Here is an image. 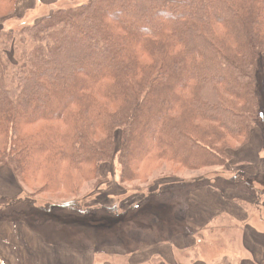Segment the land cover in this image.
Instances as JSON below:
<instances>
[{
  "label": "trees",
  "instance_id": "1",
  "mask_svg": "<svg viewBox=\"0 0 264 264\" xmlns=\"http://www.w3.org/2000/svg\"><path fill=\"white\" fill-rule=\"evenodd\" d=\"M21 1L0 0V168L29 196H73L39 210L124 218L136 204L88 208L77 197L102 165L118 159L121 182L144 185L157 166L223 168L250 144L264 0H84L4 29ZM31 197L7 205L33 212Z\"/></svg>",
  "mask_w": 264,
  "mask_h": 264
},
{
  "label": "rangeland",
  "instance_id": "2",
  "mask_svg": "<svg viewBox=\"0 0 264 264\" xmlns=\"http://www.w3.org/2000/svg\"><path fill=\"white\" fill-rule=\"evenodd\" d=\"M37 4L38 3H36V8L34 10L31 9L35 7V4H25L22 8L25 12L16 11L12 19L4 23V29H16L25 24H31L36 19L40 18L42 14L49 13L48 9L42 11L45 7L41 3L39 5ZM58 6L61 8L74 6V4L64 5L60 3ZM26 7H28V10L25 9ZM1 29L2 28H0V30ZM263 78L264 61L259 74L257 89L260 103V118L258 126L253 131V133H260L264 152ZM247 148L248 145L238 151H232V160L223 168L220 167L208 171L185 172L182 170L178 171L177 168L170 165H164L162 166L163 168L157 166L158 168H154L148 175L149 180L144 185L141 183L124 185L121 182L122 167L118 159L109 164L102 165L100 183L86 184L78 191L79 194L77 193L78 196H76L82 203L86 204L88 208L108 206L115 207L119 211L120 209L124 210L128 207L131 208V205L136 204L137 208L124 218H120V216L114 218L106 213V209L96 210V208L92 212L82 213L80 211H72L64 208L59 209V207H57L52 209L50 214L45 213L38 208H44L48 203H53L54 201L66 202L72 199L73 196L65 195L61 196L62 198L55 196H29L27 194L29 190L25 189L17 178L13 176L12 170L0 168V219H9L11 221L21 219V223L26 222L28 228L36 236H40L42 240L46 238L51 241L50 244H52L58 255H65L69 258V253H75V251H77L82 255L88 254L89 256L90 254H95L97 258V260H95L96 264H128L126 258L118 256L122 254L121 250L123 249L116 248L117 245L120 247L125 246L126 244L123 243H126V240L129 244H134V241L130 240L131 235H134L135 239L139 238L138 236H147L150 238L152 235H155L152 231H158V233L167 232L173 236L177 229L180 231V229L183 228L182 221L184 220H182V218L186 217L190 204L195 206L196 200L201 202L200 199L203 200L204 204L206 203V189L219 194H222V192L226 190L238 189L244 194H247V191H251L253 194L256 193V190L248 189L242 180L247 184L249 183L245 180L246 175L251 174L247 167L253 166L257 160H261V157L264 159V154L254 158L252 157L253 154L242 153ZM233 154H235V156H233ZM243 166L246 167V171L242 170ZM174 175L178 177H173ZM261 177L262 181H264V172L261 174ZM258 192L264 195V189L257 190V193ZM250 194L251 193L248 195ZM31 196L35 197L34 205H36L37 208L32 209L33 212L29 210L30 207L27 203H14L15 201H13L7 205L11 198L17 197L27 200L28 198L31 199ZM146 196H148V198L144 199ZM250 196L252 197L253 195ZM253 199L255 200L254 196ZM260 200L263 201L264 198ZM31 213L36 214L38 217L32 216ZM44 218L45 222H49L50 224V228L48 229L43 227L40 222V220ZM123 230L125 232V238L120 239L118 234ZM194 241H197L198 245L202 244V240L197 236H195ZM142 242H144V240H142ZM102 244H106V247L112 246V248H104L106 252L110 251L111 253L105 256L100 254L99 252H101L102 249L98 246ZM134 245H136V242ZM212 245L218 244L214 242ZM228 248L231 249L232 252H236V248ZM204 250H206V247H200V249L194 251L192 256L197 257V255ZM209 250L210 252L208 253H211V255H209L210 259V257L216 255V253L212 252H217L218 248L211 246ZM186 256L187 254H183V257L180 258V264L188 263ZM83 264L91 263L83 262Z\"/></svg>",
  "mask_w": 264,
  "mask_h": 264
},
{
  "label": "crops",
  "instance_id": "3",
  "mask_svg": "<svg viewBox=\"0 0 264 264\" xmlns=\"http://www.w3.org/2000/svg\"><path fill=\"white\" fill-rule=\"evenodd\" d=\"M82 1L84 0H22L20 5L23 8L25 4H35L31 9L34 10L36 3H41L45 7L42 11L49 10L48 14H42V18L59 9L60 3L69 5ZM27 8L25 9L28 10ZM262 145L260 133L254 132L251 143L242 153L253 154L254 158L260 157L264 154ZM247 169L251 172L245 177L249 183L242 182L248 189L256 190V193L247 191L244 194L238 189L219 194L206 189V203L199 198L201 202L196 200L195 206L190 204L186 217L182 218L183 228L180 231L177 229L173 236L167 232L152 231L155 235L150 238L138 236L135 239L131 235L130 240L134 244L136 242V245L131 243L132 249L128 245L129 251L125 252L123 249L118 256L126 258L128 264H153L156 259L160 264H180L183 254H187V264H264V200H260L264 195L257 193V190L264 189V181L261 179L264 159L261 157V160ZM242 170L246 171V167L243 166ZM20 221L21 219H0V264H96L95 254L88 256L75 251L69 253V258L58 255L52 249V244L45 243L28 228L26 222ZM195 236L202 240L201 245L194 241ZM214 242L218 245H212ZM211 246L218 248V251L212 252L216 255L209 259ZM200 247H206V250L199 253V257L192 256ZM228 247L236 248V252ZM99 253L105 256L111 252L102 249Z\"/></svg>",
  "mask_w": 264,
  "mask_h": 264
}]
</instances>
